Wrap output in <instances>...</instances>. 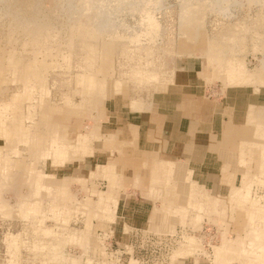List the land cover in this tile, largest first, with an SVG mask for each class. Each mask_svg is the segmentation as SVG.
I'll return each mask as SVG.
<instances>
[{"label": "rangeland", "instance_id": "rangeland-1", "mask_svg": "<svg viewBox=\"0 0 264 264\" xmlns=\"http://www.w3.org/2000/svg\"><path fill=\"white\" fill-rule=\"evenodd\" d=\"M145 1L148 0H141L140 2L143 4ZM149 1L150 3L152 2L151 0ZM189 1L153 0L149 7L152 9L151 14L154 13L157 22L155 28H152L154 32L149 31L151 34L148 33V35L140 32V27L142 28L139 22L140 5L135 7V9L123 5L122 10L120 8L121 12L118 13L119 10H117L118 14H116L118 17L114 16L110 28L112 29L113 27V30L120 31L121 39L115 42L118 45L116 44L115 46L113 44L116 51L113 49L114 53L112 54L114 55H111V58L114 60H109L108 65L110 66V62H113V69L111 70L114 71L113 74H110L109 79L126 83L123 85L122 91L115 94L111 99L106 100L101 96H97L89 104L82 102V97L79 93L77 94L82 89L77 85L78 80H82V75H85V77L89 74L92 75V72H90L92 64L96 68L100 65L101 60L91 54L95 53L92 49L100 45H105V42L101 44L97 40L93 42L84 40V43L78 41L77 46L73 48L58 44L54 49V55L49 58L39 56V58L49 62L46 78L47 85L52 88H50L51 95H59V97L62 95L65 96L68 90L70 91L71 89V92L74 94V101L76 100V104H69L71 107L66 102L67 106L64 102H60V111L58 110V112L53 114L54 122L59 126V140L57 142L63 145V147L66 145L76 146L79 143L80 136L91 135V129H97L96 132L100 136L97 139L91 136V141H89L91 143L88 142L84 146L85 149L87 147L88 149L86 151L85 149L79 150L81 153L86 154L89 151L88 156L75 153L78 148H74L76 150L71 149L68 152V154H80L77 155L79 158L73 156V154H69V158L73 160H71L72 167L67 168L61 165L53 166L52 160L48 159L47 165L44 167L46 172L50 175H55L57 179H62L69 177L74 169H83V166L86 173L90 175V172H93L98 164L106 165L107 163H116V174L119 178L121 177V183H119V188H117L116 192L117 195L114 194V197L118 198V206L107 204L110 209V214L113 216L111 218L112 220L109 219L110 221L105 220V218L107 219L110 216L107 210L105 216L101 215L104 218L102 217L100 219L98 217V219L96 218L97 216L87 214L85 210H82V212L75 207L76 201L86 199L87 193L94 194L92 202L96 203L97 200L95 198H97V195L93 191L99 190L98 188H102L101 190L104 191L108 189L106 185L107 180L101 177L99 178V176L97 178V174L93 173L91 174L94 176L92 175V177L85 179V181L75 180L67 184L63 183L66 186L63 188L64 192H61L62 198L63 200L66 199L68 207L72 211L68 212L69 214H63L59 221L54 219L53 215H50L49 212L44 213V210L47 211L50 207L48 198H44L46 201L42 202L40 206L34 205L31 206V209L28 207L30 210L27 211L28 208L26 206L22 207L19 204L18 198L8 193L5 197L9 200V208L7 207V209L10 210L11 215L0 212V264H44V260L46 259L45 254L50 255V253L47 250L48 253H45L46 251L43 248H37L39 246L37 238H40V236L37 235L38 237H34L33 241L26 237L27 228L33 222L37 223L35 219L42 218L44 215H46L43 219L44 225H40L41 227H49L54 224L53 227L59 231L61 226L68 222L69 224H67L70 229L72 227L78 228L79 233H83L82 235L85 236L87 235L85 237L87 238L85 244L84 242H81V244L78 241L79 236L75 234L71 239L67 237L69 239L68 245L61 247V254H65L64 256H68L71 259L73 257L79 258L82 264H103L104 262L105 264L110 262L114 264H131L132 260L136 262L135 264H215V262L216 264H221L223 263V259L225 264H247L249 262H243L241 259L231 260L234 258L231 256L242 258L245 255L242 252V247L236 250V242L239 240V237L244 235L249 225L250 221L245 211L251 210L252 207L249 203L250 201L248 205L244 200L245 205L250 207L247 208L238 200L242 209L237 207V210L236 206H239L237 205L238 202L236 201L237 204L230 202L229 190L232 186H240L239 184L242 183L240 179L243 180L246 175L253 179H256L257 176V180L260 181L255 180V183L251 185L249 191L251 194L246 193L247 197L250 195L251 201L253 199L254 201H258V199L259 201L262 200L260 202L258 201L259 204L255 202L258 206L264 204V137H262L264 128L260 126V129H258L259 124L264 122V107H250L247 116H249L248 114L250 112L251 116L245 117L247 123L243 127H239L238 125L240 124L238 123H225L223 128L221 126L216 128L219 143H215L213 148H211V152H214L216 155H209L208 157L207 164L209 163L211 165L209 169H214L215 172H212L210 175L197 172L196 170L201 168L200 165L191 164L188 160H178L163 156L158 159L162 160L161 162L168 163L170 167L176 166V171L180 166L185 168L186 171L183 175L180 176L176 173L167 174L164 170H160L159 172L154 171V167H150V165L142 168L139 162L143 158L142 152L137 150L132 140L125 138L126 135L130 138L131 132L134 129H123L126 132L125 137L121 134L119 135L122 130L120 129L121 131H119L118 128L127 126L130 121L134 120L138 113L149 110L153 96L157 92L165 91L171 84L172 86H186L187 92L199 97V99L207 97L220 100L222 97L221 103L224 107L227 103L236 104L233 102H237V107L242 105V100L245 98L243 94L245 93H241L240 90L247 87H233L229 85L230 83H227V80L225 82L222 77H225V75L220 76L221 72L215 67L217 66L215 62L212 64L209 56L212 53H217L219 49V51L221 49L223 51V47L225 50L231 51L232 49L230 48L235 47L233 49L234 51L237 49L235 56H239L237 57L239 59L242 58V61H237L239 67L241 65L239 69L247 67L246 71L248 70V72L250 70L253 72L255 70L257 71L260 64L259 60L264 57V50L262 49L264 48V1L220 0V2L218 1L220 4L224 2L220 7L217 1L216 3L210 0L205 1V3L208 2V5L205 4L204 6V1L202 0L200 4L203 7L202 5L197 9L195 7V15L193 16V13L188 11L187 16V9L185 10L184 8H190V5L188 4L184 7L185 3L183 2L189 3ZM192 2L190 1L192 4L191 7L193 8L195 6L193 4L197 2ZM214 2L217 4L216 6ZM211 3H213L212 8L210 7ZM79 9L80 7L77 6L75 0H0V44L4 42L2 34L10 31L9 23L14 13L23 19H30L37 15L40 16L39 20H44V18L49 17L51 18H48L50 21L43 23L48 25L51 24L49 22L52 20V29L58 31L64 29L63 27L70 19L75 20L78 17L77 10ZM190 13L199 22L196 18H194L196 23L193 22L190 18ZM100 25L104 29V24H94L96 28L98 26L100 27ZM186 26L187 29H185ZM189 26L192 30L188 28ZM182 29L183 31H188L189 29L193 33L186 31L184 34ZM190 32L194 35H191ZM187 33L191 36L189 34L186 35ZM103 34V36L110 35L109 33H105L104 30ZM190 37H193L194 40ZM207 41L213 42L207 44ZM226 43L230 47L229 49L226 48ZM219 44L222 48L216 47ZM223 44L226 45L223 46ZM4 45L6 44H3V49L7 48L9 54L13 53L15 57L22 55V58H29V53L24 52L23 46L8 45L5 48ZM208 48L219 49L216 51L214 49V52L207 56L203 51L207 50L209 52L210 50L208 51ZM145 51L149 54H146L147 52L144 53ZM234 51L232 53L233 56ZM215 56L217 57V55ZM218 56H221L220 52ZM207 59L209 61V69L207 67ZM242 63H246L247 66L246 64H243L245 65L243 66ZM84 64L85 66L90 64L89 69H86L87 66L85 68L81 67ZM103 70L105 69L103 68ZM103 70L100 73L94 72V76L100 78L104 76L105 78V71L103 72ZM218 72L220 73L218 75L219 77L215 74H218ZM16 84L17 82L13 81L8 87L14 89ZM1 85L2 88H6L7 86L6 84ZM261 85L259 80L255 85L256 88L253 86L250 87L254 90H259ZM178 88L181 90L180 87H174L172 89L178 92ZM35 96L37 95L35 94ZM28 102L24 101V104H28ZM133 102H136V104ZM252 115L253 118H251ZM243 120L244 118L241 119V121ZM256 120L258 121L257 123ZM255 124L257 127L254 126ZM255 130L257 132L259 131V133L260 130H263L260 133V135L262 134V138L260 136L253 137V135L259 134ZM89 132L90 134H87ZM117 132H119L118 136L120 137L115 140H110L109 136ZM0 143V147H2L4 145L2 138H0ZM88 145L91 147L89 148ZM14 147H17V149H25L27 145L22 142H17L14 143ZM79 149H82V147ZM84 156L85 158H83ZM75 157L77 158L76 161H74L76 159ZM241 161H245L244 166ZM125 163L127 164L125 165ZM163 165L167 164L163 163ZM39 166L42 167V164ZM134 166H140L138 169L140 173L138 171L135 172L136 169ZM88 175L86 176L89 177ZM258 175L260 176L258 177ZM89 187L93 191L85 189ZM244 197L247 199L246 195ZM63 200L60 199L58 201L62 207H64ZM167 200L171 202L168 203ZM251 204H253V201ZM257 205L256 208H260ZM213 206L218 211L221 210V212L219 211L220 213H217L218 211L216 209L215 211V207ZM172 208L171 216L166 215L167 213L169 214L168 210ZM158 209L164 213L168 211L165 213L168 219L163 221L165 226L166 223L169 226V230L166 233H158L154 230V226L162 223L158 220L155 221L152 217L153 211H159ZM173 211L175 214H172L174 213ZM185 212L188 213L187 216H185ZM180 215L182 219H180ZM46 218L50 219L47 220ZM89 223L92 228L88 227ZM225 226L226 231L224 230ZM66 232L69 233L68 230ZM238 234L240 235L238 236ZM223 236H225V240L229 239V242L232 241L228 246L231 245L234 249L228 248L226 242H224V245H221L223 243L222 240L224 241L222 239ZM187 238H192L193 241L196 240L195 246H197L194 248V251L190 249L188 251L185 250L184 252L186 253L182 252L185 256L179 255L178 252L182 245L186 243L184 240H187ZM40 240L42 239L40 238ZM34 243L36 244L34 245ZM42 243L44 244L45 242ZM199 244L200 246H198ZM189 251H192V253H189ZM221 251L224 255L221 254L222 256L216 257ZM228 253H231L230 257H228ZM219 258L222 259L221 262H219ZM250 258L253 259V255ZM254 259L253 262L255 264L261 262L260 259ZM60 262L64 263L66 259L64 258V262ZM46 264L50 263L47 262Z\"/></svg>", "mask_w": 264, "mask_h": 264}, {"label": "bare ground", "instance_id": "bare-ground-1", "mask_svg": "<svg viewBox=\"0 0 264 264\" xmlns=\"http://www.w3.org/2000/svg\"><path fill=\"white\" fill-rule=\"evenodd\" d=\"M140 1L141 0H75V3L77 4V6L80 7V9L77 10V16L78 17L75 20L70 19L65 24V26L63 27L64 29H61L58 31H54L52 29V27H53V21L52 20H51V22H49L51 24L46 25V23H48V21H50L49 19H51L49 17H47L46 19L44 18V20L40 19L42 21L41 22L39 20L40 16H38V15L33 16V18H30V19H23L21 16H19L16 13H14L13 16H11V20L9 23L10 24L9 25L10 31L2 34V38H3L4 42L0 44V138H2V140L4 142V145L2 147H0V212L1 213L6 214V215H11L10 210L7 209L8 205H9V200L5 197V196H7L6 194H8V193H11L14 197L18 198L19 204L22 207L26 206L27 208L29 207L30 209H31V206H34V205L40 206V204L42 202L46 201V200H44V198H48L50 207L47 209V211L44 210V213L49 212L50 215L51 214L53 215L54 219L59 221V219L63 216V214H65V213L69 214L68 212L72 211V209H69L68 204L66 202V199L63 200V198H62L61 192L62 191L64 192L63 188L66 186L64 184H67L68 182L75 181V180L76 181H85V179L92 177L93 174H97V178L99 176V178L101 177L102 179L107 180L106 185H107L108 189H106V191H104V190H101L102 188L101 189L98 188L99 190L93 191V190H91L90 187H89L90 189L85 188L86 190L93 191V193H95L97 195V198H95V200H97V202L96 203L92 202V197L94 194L92 195L91 193H87L88 195L86 194V196H87L86 199H84L82 201L77 200L75 207L77 209H80L81 211L85 210L87 214L89 213L90 215H93L95 217L97 216L96 218L99 217L100 219L103 217L101 215L105 216V212L107 210V212L109 213L110 216L107 217V219L105 218V220H109V219L113 218V216H111V214H110V209H109L107 204H113L115 206H118V198L114 197V194L117 195L116 194L117 188H119L118 187V176L116 174V164H109V163H107L106 165L98 164L95 167L96 171L94 170L95 172L94 171L90 172V175H88L86 173V171L84 170V166H83V169H74L69 177H64L62 179H57V178H55V175L48 174L44 168L47 165L48 159L52 160L53 166L61 165L62 167H67V168L72 167L71 163L73 160L71 158H69V156L72 154H73V156L80 155V154L76 155L75 153H81L79 150L85 149L84 148L85 144H87L89 141H91L90 139L92 137H94V139L95 138L97 139V137L100 138V136L96 132L97 129L96 130L91 129V135L90 136L89 135L80 136L79 143L77 141L78 145H76V146H73V145H66L65 146L64 145L65 147H67V148H65V147H63V145H61L60 143L57 142L59 140V138H58L59 137V126L56 122H54L53 114L55 112H58L60 102L61 103L66 102V103H68V106H70L69 104H72V105L76 104L75 103L76 100L74 101V94L71 92V89H70V91L68 90V92L65 96L60 95L61 97H59V95H55V96H53V94L51 95V91H50L51 87L49 85H47V78H46L47 69L49 67V62H47V60H43L42 58H39V56H44V57L49 58L50 56L54 55L55 54L54 49H55V47H57L56 45H58V44H60L62 46L65 45L66 47H69V48H73L74 46H77L78 41H82L84 43V40H87V42H93V41L97 40L101 44H104V42H105V45H100V46H97L94 49H92L95 53H91V54L94 55L95 57L100 58V60H101L100 65L96 68L92 64V66L90 67V72H92V75L89 74L86 77H85V75H82V77H83L82 80H78L77 85H79L82 89L79 92H77V94L79 93V95L82 97V102H86L89 104L93 101L94 98L96 99L97 96L98 97L101 96L103 99H106V100L113 98L115 96V94H118L122 91V87L126 82L120 83L121 81L118 82V81H113V80L109 79L110 74H113V71H114V70L113 71L111 70V69H113L112 65L114 63L110 62L111 65L109 66L108 61L111 59L114 60L113 58H111V55L113 56L114 54H112V53H114V50L116 51L115 46L117 43H115V42H117V41H119V39H121L120 31L113 30L114 29L113 27H112V29L110 28L112 26L111 22L113 21L112 19L114 18V16H117V14L119 12H121V10L124 6H129V7H131V9H135V7L140 5V9H139L140 20H139V22H140V26L142 25V28L139 26L140 32L144 33L146 35H148L149 31L154 32V29H152V28H155V24L157 22V19H156L154 13L151 14L152 9L149 7L151 5V3L153 2V0H151L152 1L151 3L148 0V1H145L143 4ZM185 1H189V0H185ZM190 1L191 2L192 1L197 2V3L193 4V5H195L193 7L194 9L191 7L192 4L190 3ZM190 1H189V3L183 2V3H185L184 7L188 4L190 5V8L189 7L184 8L185 10L187 9V12L185 10L184 11L187 13V16H188V11L192 12L193 16H194L195 15L194 11L199 6L201 7L202 4H200V3H202V0H199L200 2L195 1V0H190ZM203 1H204V4H203L204 6H205V4L208 5V2L205 3V1H207V0H203ZM210 1H215V2L219 1L220 2V0H210ZM215 2H214V5L216 6L217 4H215ZM219 2H218V4H220ZM261 2H262V0H261ZM180 3H182V2H180ZM223 3H221V4H223ZM221 4H220V7H221ZM203 5H202V7H203ZM212 5H213V3L210 4V7ZM225 5H228V4H225ZM152 7H153V5H152ZM195 7H196V9H195ZM224 7H226V6H224ZM120 8H121V10H120ZM188 8L190 10H193V11H190ZM117 10H119L118 13H117ZM127 10H128V8H127ZM186 13H184V14H186ZM190 15H191V13H190ZM193 16L191 15L190 18H191V20H193V22H195L197 20V18L193 17ZM184 17H186V16H184ZM194 18H196L195 21H194ZM191 20H189L190 23H192ZM182 21L184 22V20H182ZM43 22H46V23H43ZM202 22H204V21H202ZM95 23L104 24V29L101 28V25H100V27L98 26V28H96L94 26ZM202 25L204 26V24H202ZM199 27H201V26H199ZM188 28H190V26ZM141 29H143L142 30L143 32L141 31ZM185 29H187V26ZM103 30L105 31V33H109L110 35L103 36L104 35ZM191 30L188 29V31H191ZM182 31H183V29H182ZM186 31L187 30L183 31L184 34ZM151 32L149 34H151ZM191 32H190V34H191ZM188 34L189 33H187L186 35H188ZM190 34H189V36L194 35V34H191V35ZM135 35H137V34H135ZM139 35H143V34H139ZM104 38H105V41H104ZM190 38H193V37H190ZM190 38H189V40L191 41ZM192 40H194V38ZM212 42L207 41V44L212 43ZM3 44H6V45H4L5 48L8 45L23 46L24 52L26 51L29 53V58L25 59V58H22V55L15 57V55L13 53L9 54V50H7V48L3 49ZM113 44L115 46H113ZM226 44H223V46ZM263 44H262V46H263ZM216 47L222 48V46L220 44ZM209 48H210V46H209ZM209 48H208V51L210 50L209 52H207V50L203 51L207 56H209L212 52H214V49H215V51L217 49H219V48H217V49L216 48L209 49ZM226 48H228V49L230 48V47H228V44H227ZM234 48L233 47L230 48V49H232V51H231V50H227V49L225 50V48L223 47V49H224L223 51H222V49H221V51H219L220 50L219 49L217 51V53L211 54V56L214 55L213 57L209 56V58L211 59L210 61H212V64H213V62H215L217 65L215 67L218 68L219 72H221V74L219 72H218V74L215 73L217 75V77H219L218 76L219 74H220V76L225 75V77L222 76L224 81L227 80V83H230L229 85H231L233 87H235V86H237V87L238 86L239 87H250V86L255 87L256 83L259 80H260V83L262 84L261 87L264 86V59L261 58L260 59L261 62L259 60V63H260L259 69L257 71L255 70V72H253L252 70H250L251 72L250 71L248 72V70L246 71L247 67L244 69H242V68L239 69L241 67V65L239 67V64L237 61H242V58L239 59V58H237L239 56H235V54H236L235 51L237 49H235V51H234L233 50ZM262 49L264 50V48H262ZM104 50H105V52H104ZM233 51H234V56L232 54ZM146 52L147 51H145L144 53H146ZM219 52L221 54L220 57L218 56ZM146 54H149V53L147 52ZM206 55H205V57H206ZM215 55H217V57ZM207 61H208V59H207ZM208 64H209V61L207 63V67H208ZM210 64H211V62H210ZM243 64H246V63H242V65ZM86 66H87L86 69H89L90 64H87ZM86 66L84 64L81 67L85 68ZM243 66H245V65H243ZM246 66H247V64H246ZM212 67H214V66H212ZM103 68L105 70H103ZM208 69H209V67H208ZM102 70H103V72L105 71V73H104L105 78H104V76H102L103 78L94 76V72L100 73ZM214 70H215V68H214ZM212 77H213V74H212ZM255 78H257V79H255ZM214 79H215V77H214ZM127 80H128V78H127ZM206 80H208V79H206ZM13 81L17 82V84L15 85L14 89L12 87H11L12 88L11 89L8 86ZM207 82H210V81H207ZM1 84H6L7 85L6 88H2ZM229 85H227V86H229ZM245 85H247V86H245ZM255 91H258V90H255ZM35 94L37 96H35ZM78 98H80V97H78ZM24 101H29V102H28V104H24ZM78 102H79V100H78ZM58 103H59V105H58ZM133 103H131V104H133ZM134 104H136V102ZM66 106H67V104H66ZM134 107H135V105H134ZM133 109H135V108H133ZM68 112H66V113H68ZM250 113L248 114L249 116H247V117L251 116ZM251 118H253V115ZM251 118H248V119L253 120ZM250 122H252V121H250ZM250 122H249V124H250ZM257 122L258 121L256 120V123ZM254 126H256V124ZM260 126L264 128V122H261V124H259L258 129H260ZM256 127H255V129H256ZM261 131L263 132V130H260V133H261ZM118 133L119 132L110 135L109 139L110 140H113V139L115 140L116 138L118 139V137H120V136H118ZM257 133H259V131ZM260 133L258 135H253V137L254 136H256V137L260 136V138L264 137V134L262 136V134L260 135ZM84 134H86V133H84ZM87 134H90V132ZM120 134L123 135L121 132L119 133V135ZM17 142L25 143L27 145V147L25 149H20V148L17 149V147H14V143H17ZM89 143H91V142H89ZM80 147H82V149H79ZM90 147L91 146H89V148ZM74 148H78V150H76ZM260 148H262V147H260ZM71 149L76 150V152L72 150L75 153H72V154L69 153L70 154L69 155L68 152H70ZM86 149H88V147ZM86 149H85V151H86ZM90 150H92V149H90ZM77 151H79V152H77ZM88 152L89 151H87V154H88ZM261 153H263V152H261ZM83 154L88 156L86 153H81L82 156H83ZM83 158H85V156ZM76 160H77V158L74 161H76ZM78 160H80V159H78ZM241 163H243V166H244L245 161H241ZM40 164H42V167L39 166ZM81 166H82V164H81ZM172 169H173L172 174L176 173L177 175H180V176H182L183 173L186 171L185 168H183L182 166L177 168V171H176V166L173 167ZM91 173H93V174H91ZM86 175H88L89 177H87ZM259 176L260 175H258V177ZM262 176H263V174H262ZM257 179H258L257 176H256V179H253V178L246 175V177H244L243 180L240 179L242 181V183L239 184L240 186H238V187L232 186L229 190V194H230L229 199L231 200L230 202L236 203V201H237L238 204L237 203L236 204L239 205L238 200H240V203L245 205V202L248 204V202L250 201L249 203L252 207L251 210H248L247 208L249 206L247 207V205H245L247 207L246 210H248V211H245V210L244 211L247 213V217L249 218L250 222H249V225L247 226V228L245 227L246 231H245L244 235L239 237V240L236 242V246H237L236 250H238L240 247H242V252L245 255L242 258H235V256H233V255L231 256V253H228V255H229L228 257H230V256L234 257L232 259L230 258L231 260L241 259L243 262L249 261V262H247V264H255L253 262V259L255 257L256 258L254 260H259V259L261 260V262L259 264H264V204L260 205V206L255 204V202L259 204V202L262 201V200L259 201V199H258L259 202L257 200L254 201V199H253L252 200L253 204H251L252 201H251L250 195H248L249 199L247 197V193L251 194V192H249L251 185L253 183H255V180H257ZM257 181H260V180H257ZM108 184H109V186H108ZM155 190H157V188H155ZM243 195L244 196L246 195V198L248 200L245 199V197ZM241 198L243 199L242 202H241V200H242ZM60 199H62L64 201V207H62L60 205V203L58 202ZM244 200H245V202H244ZM170 202L171 201H168V203H170ZM216 203L218 204V202H216ZM229 204H231V203H229ZM214 205H215V203H214ZM256 205L260 208L257 209ZM215 206H213V207H215ZM239 206H236V209H237V207L242 209V207L241 206L239 207ZM29 208L27 209V211L30 210ZM215 209H216V207L214 208V210ZM172 210H173V208L171 210H168L169 214L167 213L168 211L165 212V213H167L166 215H170ZM216 210L218 211V209H216ZM177 211H178V209H177ZM184 211H185V209H184ZM219 211L221 212V210H219ZM219 211L217 213H220ZM120 212H121V210H120ZM99 213H101V214H99ZM162 213H164V212H160V210L159 211L154 210L153 214H152V217L155 219V221L158 220V221L162 222L161 223L162 225L160 224L158 226L157 225L154 226V230L158 233H162V232L166 233V231L169 230L168 224L166 223V226H165V224L163 222L164 220L168 219V216H166L165 213L164 214H162ZM172 214H175V212ZM185 214H183V215L187 216L188 213L185 212ZM45 216L46 215H44L42 218L35 219V220H37L36 221L37 223L33 222L30 225V227L27 228V230H26L27 239H30L31 241H33L34 237L40 236V238L43 241L40 240L39 237L37 238L38 244H39V246L37 248L38 249L43 248L44 251L47 250L50 253L51 257L49 254H45L46 259L44 260V264H46L47 262H49L50 264L51 263H56V264H65V263L66 264H82V261L79 258L73 257L71 259L68 256H64L65 254H61V247H63V245L64 246L68 245L69 239H67V237H70V239H71L73 236H75V234L77 236H79L78 241L80 243L84 242V244H85V241L87 240V238H85V237L87 235L85 236V235H82L83 233H79L80 231L78 230V228L72 227L70 229V227H68L69 226L68 225L69 223L67 222L68 220L66 221L68 224L64 223L63 226H61V228L59 229V231H57L56 228L53 227L54 224L52 226H49V227H41L44 225L43 219L45 218ZM93 216H92V218H93ZM197 216H199V215H197ZM196 218H198V217H196ZM48 219H50V218H48ZM180 219H182V216L180 217ZM183 220H184V216H183ZM44 221H46V220H44ZM89 221H91V220H89ZM85 222H86V220H85ZM90 223L88 225L89 228L91 227ZM85 227H87V226L85 225ZM225 228H226V226L224 227V230H225ZM66 230H68L69 233H67ZM76 230H77V232L74 233V231H76ZM239 235L240 234H238V236ZM225 236H223L222 239H224ZM73 239L75 240V238H73ZM46 240H48V241H46ZM184 241H186V243H184V245H182L180 251L178 252L179 255H183L182 252H184L185 250L188 251L191 249L194 251V248L197 246V245L195 246L196 240L193 241L192 238H187V240H184ZM42 242H45V243L43 244ZM222 242L223 243L221 245H224V242H226V245L228 248L234 249L233 247H231V245L228 246L232 242V241L229 242V239L228 240L224 239V241L222 240ZM35 244L36 243H34V245ZM164 244H165V242H164ZM198 246H200V244ZM201 249H202V246H201ZM255 250H258V251H255ZM47 251L45 253H48ZM14 253L16 254V252H14ZM87 253H88V251H87ZM184 253H186V252H184ZM189 253H192V251H189ZM221 254H222V251L220 254L216 255V257H219ZM187 255H188V253H187ZM222 255H224V254H222ZM252 255L254 257L253 259L250 258V256H252ZM39 256H41V255H39ZM183 256H185V255H183ZM64 258L66 259V262H64ZM221 258H219L220 261L218 259H216V260L221 262V260H222ZM223 260H222V262L224 263ZM225 260H227V259L225 258ZM60 261H63L64 263H62ZM116 261H117V258H116ZM218 261H217V263H219ZM135 263L136 262L134 260L131 261V264H135ZM223 263H221V264H223ZM84 264H86V263H84ZM103 264H105V262ZM106 264H114V263L110 262V263H106ZM215 264H216V262H215Z\"/></svg>", "mask_w": 264, "mask_h": 264}, {"label": "crops", "instance_id": "crops-1", "mask_svg": "<svg viewBox=\"0 0 264 264\" xmlns=\"http://www.w3.org/2000/svg\"><path fill=\"white\" fill-rule=\"evenodd\" d=\"M174 87H180L181 90L178 88L180 92L172 89ZM240 92L245 93L241 106L237 107V102H233L236 104L227 103L224 107L221 103L222 97L220 100L207 97L199 99L188 93L186 86L171 84L165 91L157 92L153 96L149 110L138 113L127 126L118 130L121 129L125 137L123 129H134L131 137L126 135L125 138L132 140L137 150L142 152L143 158L139 160L141 167L150 165L154 167V171L164 170L167 174H172L173 167L158 159L163 156L188 160L191 164L200 165L201 168L197 169V172L210 175L214 169H209L211 165L207 164L208 157L215 155L211 148L215 143H219L216 128L220 126L223 128L225 123H238L239 127L241 124L243 127L247 123L245 117L250 107H264V86L258 91L247 87ZM242 118L244 122L241 121ZM134 167L135 172L140 168ZM120 179L121 177H118V186L121 183Z\"/></svg>", "mask_w": 264, "mask_h": 264}]
</instances>
